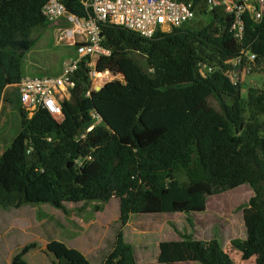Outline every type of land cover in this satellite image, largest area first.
Returning a JSON list of instances; mask_svg holds the SVG:
<instances>
[{"label": "trees", "instance_id": "trees-1", "mask_svg": "<svg viewBox=\"0 0 264 264\" xmlns=\"http://www.w3.org/2000/svg\"><path fill=\"white\" fill-rule=\"evenodd\" d=\"M47 1L0 0V110L6 104L19 119V131L0 155V207L115 198L126 225L133 215L180 213L188 218L206 210L207 197L248 185L254 195L243 209L246 237L232 245L244 259L255 255V264H264V79L261 88L247 92L250 118L245 120L241 86H232L218 70L206 78L197 70L200 62L221 66L248 47L264 74V14L259 23L246 17L241 45L228 32L221 11H213L212 21L202 28L184 25L150 39L104 25L103 46L111 54L100 56L95 70L122 79L86 96L91 80L81 63L71 96L62 104L64 115L77 111L81 124L75 126L55 121L45 110L27 118L15 88L25 54L19 43L36 41L34 32L46 28L41 8ZM199 3L194 0V6ZM63 4L70 14H86L80 0ZM136 56L145 59V70ZM9 87L14 89L8 94ZM91 111L101 122L76 142L75 136L93 124ZM88 155L91 161L77 169L74 160ZM178 170L186 173L188 186L176 180ZM115 246L120 264H137L132 246L121 239ZM47 249L57 264H91L61 242L51 241ZM156 261L231 264L216 238L199 240L191 234L160 242Z\"/></svg>", "mask_w": 264, "mask_h": 264}, {"label": "rangeland", "instance_id": "rangeland-1", "mask_svg": "<svg viewBox=\"0 0 264 264\" xmlns=\"http://www.w3.org/2000/svg\"><path fill=\"white\" fill-rule=\"evenodd\" d=\"M205 11H197L194 20L184 27L195 30L209 24L212 15ZM55 29V25H47L45 29L34 32L36 41L19 43L25 50L21 62L22 75L60 74L63 63L73 55V49L57 43ZM135 60L146 69L144 58L136 56ZM105 73L110 76L109 79L103 82H99V78L93 80L90 88L122 79L119 75ZM263 79V72L256 69L241 87L240 106L245 120L250 118L247 92L250 88H261ZM13 89L9 87L6 92L9 94ZM208 103L219 110L213 98H209ZM63 120L75 126L81 124L74 109L63 114L60 122ZM18 131L16 112L3 104L0 110V155ZM174 176L181 186H188L189 181L183 170L176 171ZM253 195L248 185H242L207 197L203 213H192L188 218L180 213L133 215L126 225L121 224L119 204L115 198L108 203H28L19 208L0 207V264H57L56 257L47 249L51 241L61 242L79 251L91 264H120L115 251L118 239L133 247L137 264H158V244L179 240L184 234H191L199 240L216 238L231 264H255L257 256L244 259L232 245L234 239L243 240L246 237L243 209Z\"/></svg>", "mask_w": 264, "mask_h": 264}, {"label": "built area", "instance_id": "built-area-1", "mask_svg": "<svg viewBox=\"0 0 264 264\" xmlns=\"http://www.w3.org/2000/svg\"><path fill=\"white\" fill-rule=\"evenodd\" d=\"M199 2L194 6V0H80L86 12L85 16L80 17L68 13L63 0H48L41 8V15L48 25L56 26L57 43L72 48L73 55L63 63L57 76H21L15 88L27 118L45 110L55 121L62 120V104L71 96L75 87L73 77L81 63L87 68V76L91 81L97 80V75H102L95 70L96 61L100 56L108 57L111 54L110 49L103 46L104 25L123 27L142 38L150 39L157 33H169L192 22L197 11H221L229 22L228 32L241 45L246 35V17L259 23L264 14V0ZM256 69V55L248 47L241 48L237 56L223 61L221 66L207 62L197 65L202 78L218 70L234 87H242ZM92 89L95 90L94 87L89 88L86 96ZM91 118L93 124L75 136L76 142L83 140L101 122L94 111L91 112ZM47 140L50 141V138ZM30 151L27 150V154ZM89 161L91 157L88 155L75 159L73 163L77 169H81Z\"/></svg>", "mask_w": 264, "mask_h": 264}, {"label": "bare ground", "instance_id": "bare-ground-1", "mask_svg": "<svg viewBox=\"0 0 264 264\" xmlns=\"http://www.w3.org/2000/svg\"><path fill=\"white\" fill-rule=\"evenodd\" d=\"M109 75H97V79L99 78L100 81L99 82H103L109 79Z\"/></svg>", "mask_w": 264, "mask_h": 264}, {"label": "water", "instance_id": "water-1", "mask_svg": "<svg viewBox=\"0 0 264 264\" xmlns=\"http://www.w3.org/2000/svg\"><path fill=\"white\" fill-rule=\"evenodd\" d=\"M227 21H228V20H227ZM104 84H106V83H103V85H104ZM103 85H100V86L95 87V91H99V90L102 88Z\"/></svg>", "mask_w": 264, "mask_h": 264}]
</instances>
